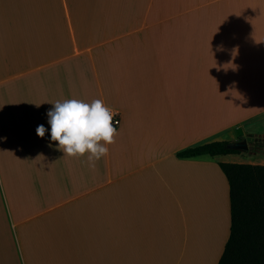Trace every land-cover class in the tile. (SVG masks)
<instances>
[{"label":"crops","instance_id":"0c3cea01","mask_svg":"<svg viewBox=\"0 0 264 264\" xmlns=\"http://www.w3.org/2000/svg\"><path fill=\"white\" fill-rule=\"evenodd\" d=\"M72 98L120 114L95 168L51 140ZM248 134L264 139V0H0V264H218L219 164L264 154H178Z\"/></svg>","mask_w":264,"mask_h":264},{"label":"trees","instance_id":"16d2710c","mask_svg":"<svg viewBox=\"0 0 264 264\" xmlns=\"http://www.w3.org/2000/svg\"><path fill=\"white\" fill-rule=\"evenodd\" d=\"M229 142H211L178 154L179 158L241 153ZM247 154L264 150V139L253 142ZM229 183L230 236L218 264H264V165L220 163Z\"/></svg>","mask_w":264,"mask_h":264},{"label":"clouds","instance_id":"9594fccd","mask_svg":"<svg viewBox=\"0 0 264 264\" xmlns=\"http://www.w3.org/2000/svg\"><path fill=\"white\" fill-rule=\"evenodd\" d=\"M48 111L51 140L58 142L64 157H85L88 164H95L109 153L108 145L115 143L117 129L113 118L116 113L101 99L85 102L81 99L57 100ZM37 135L45 136L46 129L38 126Z\"/></svg>","mask_w":264,"mask_h":264},{"label":"water","instance_id":"95a60500","mask_svg":"<svg viewBox=\"0 0 264 264\" xmlns=\"http://www.w3.org/2000/svg\"><path fill=\"white\" fill-rule=\"evenodd\" d=\"M258 141L254 134H248L246 137L238 140L231 141L227 144V148L241 153H247L250 150V144Z\"/></svg>","mask_w":264,"mask_h":264},{"label":"built area","instance_id":"2783aa9c","mask_svg":"<svg viewBox=\"0 0 264 264\" xmlns=\"http://www.w3.org/2000/svg\"><path fill=\"white\" fill-rule=\"evenodd\" d=\"M113 111L116 113V115L113 118V123H114V126L117 129L120 126V124H121V118H120V114H119L118 111H116L114 109H113Z\"/></svg>","mask_w":264,"mask_h":264},{"label":"rangeland","instance_id":"374dc122","mask_svg":"<svg viewBox=\"0 0 264 264\" xmlns=\"http://www.w3.org/2000/svg\"><path fill=\"white\" fill-rule=\"evenodd\" d=\"M261 119H262V118H261ZM262 122H263V120H262ZM244 137H246V136H244ZM244 137H243V138H244ZM258 138H260V139H257L258 141H259V140H262L261 136H259ZM240 139H242V138H240ZM240 139H237V140H234V141H238V140H240ZM230 142H231V141H230ZM255 142H256V141H255ZM252 143H253V142H252ZM252 143H251V144H252ZM251 144H250V147L252 146ZM256 154H264V150L261 151V152L259 151V152L256 153Z\"/></svg>","mask_w":264,"mask_h":264}]
</instances>
